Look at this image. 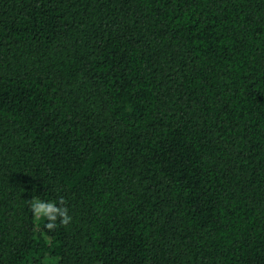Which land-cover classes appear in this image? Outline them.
I'll list each match as a JSON object with an SVG mask.
<instances>
[{"label":"trees","instance_id":"trees-1","mask_svg":"<svg viewBox=\"0 0 264 264\" xmlns=\"http://www.w3.org/2000/svg\"><path fill=\"white\" fill-rule=\"evenodd\" d=\"M0 264H264V0H0Z\"/></svg>","mask_w":264,"mask_h":264},{"label":"clouds","instance_id":"clouds-1","mask_svg":"<svg viewBox=\"0 0 264 264\" xmlns=\"http://www.w3.org/2000/svg\"><path fill=\"white\" fill-rule=\"evenodd\" d=\"M56 201H47L40 198H34L30 207L35 217L41 218L44 217L47 219L48 223L45 225L48 229H54L56 227L57 218H60V223L63 225H68L71 222V217L64 208L58 209L56 207ZM60 204H63V201H59Z\"/></svg>","mask_w":264,"mask_h":264}]
</instances>
